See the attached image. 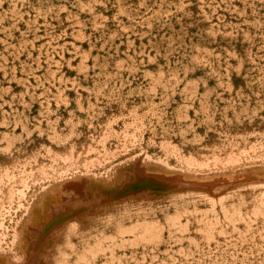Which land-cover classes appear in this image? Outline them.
<instances>
[{"label":"bare ground","instance_id":"6f19581e","mask_svg":"<svg viewBox=\"0 0 264 264\" xmlns=\"http://www.w3.org/2000/svg\"><path fill=\"white\" fill-rule=\"evenodd\" d=\"M62 20L87 48L61 39ZM262 21L264 0H0V264H264V66L251 53L264 55ZM49 48L80 81L55 78ZM255 62L251 89L233 86ZM60 79L78 92L61 117L53 102L72 98Z\"/></svg>","mask_w":264,"mask_h":264},{"label":"rangeland","instance_id":"374dc122","mask_svg":"<svg viewBox=\"0 0 264 264\" xmlns=\"http://www.w3.org/2000/svg\"><path fill=\"white\" fill-rule=\"evenodd\" d=\"M71 8H72V7H71ZM72 9H74V8H72ZM261 10H263V9H261ZM193 11H194V10H193ZM242 17H243V16H242ZM171 18H172V17H171ZM231 18H232V17H231ZM237 18H239V17H237ZM47 19H48V18L46 17L45 21H46ZM166 19H167V18H166ZM240 19H241V18H240ZM240 19H239V20H240ZM190 20H191V19H190ZM190 20H188V18H186V23H188ZM234 20L237 21L238 19H237V20L234 19ZM234 20H233V21H234ZM239 20H238V21H239ZM262 20H263V19H262ZM50 21H51V22H50ZM62 22L64 23V26H65V28H66L67 30H65V31H63L62 33H60V35L63 34V35H62L63 37H61L60 35H58V37H57V40H58V41H57V42L60 43V42L65 38L66 40H64V41H66L71 47H75L76 45L80 47V45H79V41H80V43L82 44L81 46H84V48H87L88 41L86 40V38H84L85 40H84V39H83V40H81V39H76L75 37H73V35H72V38H71V33H70V31H69L70 28H69L67 25H65L66 22H65L64 20H62ZM167 22H168V21H167ZM262 22H263V21H262ZM42 23L45 24L44 21H43ZM49 23H54L53 18H52L51 20L48 19V21H46V25H49ZM39 24H40V23H37L36 26L39 27V26H40ZM190 24H191V23H190ZM190 24H186V25H187V28H186V37H187V35L190 33L191 35H190V34H189V35L193 37V38H191V37H190V38L193 39V40H192V41H188V40L186 39V40H187V41H185L186 43H192V42L194 43V42H197V39H198V36H199L198 34H200V32H198V28H197V26H194V25H192V24L190 25ZM237 24L244 26V23H243L241 20H240V22H237ZM263 24H264V22H263ZM165 25H166V24H165ZM165 25H164V26H165ZM189 25H190V26H189ZM42 26H43V25H42ZM262 26H264V25H262ZM38 27H35V28H36V32H35V33H32V34L30 33V34H29V35L31 36V37H29V38H32V39L34 40V42H36V45H38V44L41 42V43H40V45H41L42 42H43V40H44L47 36L43 34V28L40 26V27H39L40 29H39ZM166 27H167V26H166ZM166 27H164V28L166 29ZM169 27H170V25H169ZM37 28H38V30H37ZM41 28H42V29H41ZM86 28L89 29L88 26H87ZM188 28H189V29H188ZM188 30H189V32H187ZM67 31H68V32H67ZM262 33H264V31H262ZM262 33H261V34H262ZM15 34H16V35H20V32H19V31H16ZM94 34H95V36H97V40H100V39H99V34H100V33L98 32V30L92 31V33H91L92 40L94 41V43L96 44L97 47H98V46L100 47V45H99L100 42H98V41H96V39H94L95 36H94V38H93V35H94ZM132 34H133V35H132ZM149 34H150V33H149ZM149 34H148V35H149ZM156 34H157V33H156V31L154 30V28H153V34H150L149 37L152 38V37H154ZM29 35H28V36H29ZM40 35H42V36L44 35L43 39H42V36H40ZM68 35H69V36H68ZM124 35H125V34H118V35L116 36V42L118 41V42H119V47H122V48H118V49H119V53L123 51L124 46L126 45V42H127V41L125 40L126 37H124ZM131 35H132V36H131ZM142 35H144V34H137L136 32H133V33H129V34L127 35V38H126V39H129V40H131V41L135 40V43H136V41H137L136 39H138L139 41H137V42H139V45H140V42H141V43H145V44H146L145 47H149V46H150V45H149V44H150L149 41L147 42V40H146L147 38H145V36L142 38V37H141ZM37 36H38V37H37ZM64 36H65V37H64ZM125 36H126V35H125ZM40 37H41V39H40ZM60 37H61L62 40L60 39ZM66 37H67V38H66ZM119 37H120V38H119ZM129 37H130V38H129ZM146 37H147V36H146ZM188 37H189V36H188ZM257 37H258V36H257ZM70 38H71V39H70ZM144 38H145V39H144ZM150 38H149V39H150ZM184 38H185V37H184ZM258 38H259V37H258ZM32 39H31L30 41H32ZM74 39H76V40H78V41H77L76 43H75V42L73 43L72 40H74ZM141 39H142V40H141ZM191 39H189V40H191ZM195 39H196V40H195ZM60 40H61V41H60ZM124 40H125V41H124ZM59 41H60V42H59ZM64 41H63V42H64ZM83 41H85V42H83ZM93 41H92V42H93ZM63 42H61V43H63ZM82 42H83V43H82ZM89 42H90V41H89ZM118 42H117V43H118ZM217 42H220V41H217ZM223 42H224V41H221V43H223ZM212 43H216V41H214V42H212ZM34 44H35V43H34ZM121 44H122V45H121ZM136 44H138V43H136ZM145 44H144V45H145ZM147 44H148V46H147ZM216 44H217V43H216ZM216 44H215V45H216ZM218 44H219V43H218ZM141 45H142V44H141ZM144 45H143V46H144ZM215 45H214V46H215ZM143 46H142V47H143ZM214 46H213V49L215 50ZM218 46H219V45H218ZM218 46H217V47H218ZM217 47H216V49H217ZM105 48H106V47H105ZM111 48H112V47H111ZM218 48H220V46H219ZM254 48H256V47H254ZM254 48L251 50V53H254V52H255V53H254L255 55L252 56V57L254 58V57L256 56V58H254V59H255L259 64H261V65L258 64L259 67L262 66V65L264 66V55L262 54L263 56H261V54H257V52H256L257 50L254 49ZM100 49H102V48H99V50H100ZM103 49H104V48H103ZM103 49H102V50H103ZM106 49H107V48H106ZM112 49H113V48H112ZM183 49H184V48H183ZM235 49H236V51L239 50L237 47H236ZM235 49H234V50H235ZM36 50H37V49H33V50H32V53H33V54L36 53L37 56H39V58H40L39 61L42 60V62H43V63L41 62L42 64L40 63V66H41V65L43 66V65L46 63V61H44L43 53H44V56L46 55V53H45V52H42V53H41V52H38V53L40 54V55H39V54L37 53ZM49 50H50L51 53H53V56H52V57H53V62H54V64H52L51 66H52L53 69H56V70L53 72L54 75H55V78L60 77L61 74H62V76H64V77H65V76H68V78H67V77H66V78L69 79L70 81L74 80V79H72L73 77H75V81H76V82L81 80L80 75H82V74H77L78 72L76 71L75 66H71V65H70V67H71V68H70V67H69V64L66 62V61H67L66 58L63 57L62 59H64V60H62V59H60V57H62V55L59 56L57 53H55V51H54L52 48H49ZM102 50H101V52L103 53ZM104 50H105V49H104ZM253 50H254V52H253ZM35 51H36V52H35ZM62 51H63V50H62ZM66 51L69 52L70 50H69V51H68V50H65V52H66ZM107 51L109 52V50H107ZM151 51H152V50H151ZM174 51H175V50H174ZM174 51H173V53H174ZM217 51L221 53V55H220V53H219V55H220V59H221V56L223 55V56H222V60L219 59V62H220V63L223 62L221 66H222V69L224 70V69H225V68H224V65H223V64H224V60H223V59H224V55L228 58V59L225 58V59H226L225 62H227V60H232V59H231V57H230L229 55L224 54V53H227V52H224V53H223V52H222L223 50H220V49L217 50ZM224 51H225V50H224ZM236 51H235V52H236ZM24 52H26V53H24ZM28 52H29L28 50H27V51L22 50L21 53H22V55H26ZM50 52H49V53H50ZM70 52H72V51H70ZM108 52H107V53H108ZM176 52H177V53H174L175 56L172 55V56H169V57H170L171 59H173V60H174V59L179 60V59L181 58V56L183 55L184 52H182V55L180 54L181 51H178V50H177ZM261 52L264 53V48H262ZM21 53H20V54H21ZM29 53H30V52H29ZM62 53H63V52H62ZM72 53H73V52H72ZM72 53H70V55H69V53H67V54H66V53H63V54L66 55V57H69V56H72V55L74 54V53H73V54H72ZM110 53L112 54L113 51L110 50ZM110 53H109V54H110ZM236 53L239 54L240 51H238V52H236ZM71 54H72V55H71ZM104 54H105V52H104ZM109 54H108V55H109ZM116 54H118V52H117ZM120 54H121V53H120ZM171 54H172V53H169V55H171ZM22 55H20V57H22ZM50 55H51V54H50ZM64 55H63V56H64ZM106 55H107V54H106ZM113 55H115V51H114V54H113ZM58 56H59V57H58ZM115 56H116V55H115ZM117 56H118V55H117ZM184 56H185V55H184ZM22 58H23V57H22ZM24 58H25V57H24ZM58 58H59V60H58ZM65 59H66V60H65ZM251 59H252V58H251ZM71 61L74 62V58H72ZM44 62H45V63H44ZM62 62H63V63H62ZM252 62H254V60H253ZM92 63H93V60L91 59V57L87 58V60H86V65H88V66H86V71L88 70V68H89V71H87V72L85 71V73H84V74H86V75L88 74V75L86 76L87 78L85 79V80H87V81H85V82H90V81H91L92 78L89 77V76H93V75H90V73H92V74L94 73V74H95L96 71H98V67L95 66V67H96V68H95V67H94L95 64L93 63L94 65H92ZM57 64H58V66H57ZM251 64L253 65V63H251ZM55 65H56V66H55ZM245 65H246V67H247V64H245ZM254 65H255L256 68L247 67L248 70H252V72H251L252 74H250V71H249V74H248L247 69H246V73H247L248 75L242 73V74H243L242 76L245 75L244 78H246V79H243L242 76L239 75V74L234 75V73H233V74H232V82H231L232 85H233V84L236 85V86L239 85L240 88H241V87H242V88L244 87L243 89H246V92H248V91L251 89V86H252L251 84H252V82H251V84H250V85H251V86H250V89L247 90L248 88H246V87H248V84H249L248 82H249V81H248V82H244V81L247 80V77H248V76H249L248 78H250L251 75H253V77H254V76H255V71L258 70V72H260L259 69H258V67H257L258 65H256V62L254 63ZM40 66H38V67H40ZM42 66H41V68H43ZM57 67H58V68H57ZM246 67H244V68H246ZM7 68H8V67H7ZM35 68H36V67H35ZM41 68H39L40 70H39L38 68H36V70L33 71V72H35V74L38 75V74H40V71L43 70V69L41 70ZM261 68L264 69L263 67H261ZM262 69H261V71H262ZM32 70H34V69H32ZM38 70H39V71H38ZM92 70H93V71H92ZM197 70H198V69H197ZM197 70L195 71L196 76H205V75H206V74L203 73L202 71H197ZM242 70H243V69H242ZM243 71H245V69H244ZM243 71H242V72H243ZM262 72H263V71H262ZM262 72H260V73L262 74ZM25 73H26V75H25ZM195 73H194V74H195ZM6 75L8 76V75H10V74H6ZM17 75H22V76H25V77H26L28 74H27V72L21 70V71L17 72ZM262 75H264V74H262ZM83 76H84V75H83ZM94 76H95V75H94ZM11 77H12V76L10 75V76H9L10 80H6L7 82H5V83H7V84L10 85L11 87H13L12 89L10 88L9 91H12V90H14V91H18V87H19V85L17 86V85H16L17 83H14L15 81H14V80H11ZM69 77H70L72 80H71ZM253 77H251L250 80H251ZM7 78H8V77H7ZM9 78H8V79H9ZM26 78H27V81H30L29 83H31V82L34 83V82H35L33 74L30 75V73H29L28 77H26ZM79 78H80V80H79ZM138 78H139V77H138ZM203 78H205V79L207 80V83H208L209 86H213V85H214V80H213V79H211V78H206V77H203ZM139 79L141 80V78H139ZM263 79H264V77H263ZM33 80H34V82H33ZM60 80H61V87L65 85V86H66V89H65V90L68 91V86H69V85L67 86L66 82L63 81L62 79H60ZM135 80L137 81V77L135 78ZM248 80H249V79H248ZM54 81H55V80H54ZM56 81H57V82H56ZM56 81H55L56 84H58V79H57ZM133 82H134V81L131 82V85L133 84L132 86L135 85V82H134V83H133ZM245 83H246L247 86L245 85ZM34 84H35V83H34ZM34 84H33V85H34ZM37 84H38V83H36V86H37ZM50 84H51V83H50ZM50 84H48V85L46 84V87H44L45 85H44L43 83H40V85L38 84V86H39V91H40V90H43V89H45V88H47V87H51V86L53 87V85H54L53 82H52V85H51V86H50ZM56 84H55V85H56ZM234 85H233V86H234ZM14 86H15V87H14ZM36 86H35V87H36ZM38 86H37V88H38ZM245 86H246V87H245ZM14 88H15L16 90H15ZM71 88H72L73 90L69 88L70 91H68V92H71V93H69V94L71 95V98H72L73 95H75V94L78 93V92L74 91V87H71ZM199 88L202 89V86H199ZM37 90H38V89H37ZM73 91H74L75 94H73ZM81 91H82V93H85V92H86V91L83 92V90H81ZM244 91H245V90H244ZM80 93H81V92H80ZM261 93H262V92H261ZM262 94H263V93H262ZM262 96L264 97V95H261L260 98L263 99ZM258 97H259V96H258ZM73 98H74V97H73ZM73 98H72V101H71L70 104H68V103H67V104H66V103H62V104L57 103V104H56V103L53 102V104H54L56 107H58V108H57L58 110L56 109L55 113H57L58 116L61 117V116H66V115H67L68 110H67L66 108H68V107H69V108H68L69 111H70V110H76V106L74 105L75 101H74ZM1 102L3 103L4 101L1 100ZM223 103H224V102H221V104H223ZM0 104H1V103H0ZM3 105H5V104H3ZM58 105H60V106H58ZM62 105H63V106H62ZM64 105H65V106H64ZM37 106H38V103H36V102L34 101L33 104L30 105V108H28L29 112H27V114L29 113L30 116H32V117L35 116L34 114H35V109H37V108H36ZM59 107H60L61 109H60ZM64 107H65V108H64ZM70 107H71V108H70ZM63 108L66 109V110H65L66 114L63 112V111H64ZM72 108H73V109H72ZM59 109H60V111H59ZM263 110H264V109H263ZM57 111H58V112H57ZM59 113H60V114H59ZM57 114H55V115H57ZM1 127H2V126H1ZM146 174H147V173H146ZM143 176H144V177L141 176V178L139 179L140 182H141L140 184H144V183H146L148 180L151 179V176L148 175V174H147V175H143ZM133 177H134V176H133ZM133 177L131 176V177L129 178V182H130L131 186H137V185L139 184V182L136 181V183H135V177H134V180H133L134 182H133L132 180L130 181V179H132ZM118 191H119V188L115 189L114 192H118ZM52 223H53V221H52L49 217H47V218H45V217L42 218L41 223L38 224L37 230H34L33 233H34L35 235L39 234L40 231L44 230L45 228L48 229V226L51 225Z\"/></svg>","mask_w":264,"mask_h":264}]
</instances>
